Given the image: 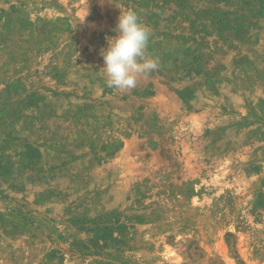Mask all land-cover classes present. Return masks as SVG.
Wrapping results in <instances>:
<instances>
[{
  "label": "rangeland",
  "instance_id": "374dc122",
  "mask_svg": "<svg viewBox=\"0 0 264 264\" xmlns=\"http://www.w3.org/2000/svg\"><path fill=\"white\" fill-rule=\"evenodd\" d=\"M0 264H264V0H0Z\"/></svg>",
  "mask_w": 264,
  "mask_h": 264
},
{
  "label": "clouds",
  "instance_id": "9594fccd",
  "mask_svg": "<svg viewBox=\"0 0 264 264\" xmlns=\"http://www.w3.org/2000/svg\"><path fill=\"white\" fill-rule=\"evenodd\" d=\"M113 32L115 35L106 37L107 47L100 52L106 83L116 89H130L139 75L158 67V60L145 55L150 30L135 11L129 10L120 13Z\"/></svg>",
  "mask_w": 264,
  "mask_h": 264
}]
</instances>
